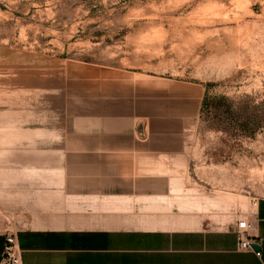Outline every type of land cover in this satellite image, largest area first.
Segmentation results:
<instances>
[{"label": "crops", "instance_id": "0c3cea01", "mask_svg": "<svg viewBox=\"0 0 264 264\" xmlns=\"http://www.w3.org/2000/svg\"><path fill=\"white\" fill-rule=\"evenodd\" d=\"M81 67L48 153L45 128L6 140L0 264L8 234L21 264H264V197L242 217L257 255L239 249L241 218L212 220L188 186L205 84Z\"/></svg>", "mask_w": 264, "mask_h": 264}, {"label": "rangeland", "instance_id": "374dc122", "mask_svg": "<svg viewBox=\"0 0 264 264\" xmlns=\"http://www.w3.org/2000/svg\"><path fill=\"white\" fill-rule=\"evenodd\" d=\"M85 64L205 84L213 105L192 152L190 192L221 221L264 197V119L249 134L220 102L264 100V0H0L3 184L6 140L45 128L48 153L52 130L69 124L65 91Z\"/></svg>", "mask_w": 264, "mask_h": 264}, {"label": "built area", "instance_id": "2783aa9c", "mask_svg": "<svg viewBox=\"0 0 264 264\" xmlns=\"http://www.w3.org/2000/svg\"><path fill=\"white\" fill-rule=\"evenodd\" d=\"M252 226L253 224L248 218H241L237 221L236 231L240 235L239 249L242 251H254L257 255H260V252L254 247L255 241L246 235ZM1 264H21V249L15 234L6 236Z\"/></svg>", "mask_w": 264, "mask_h": 264}, {"label": "trees", "instance_id": "16d2710c", "mask_svg": "<svg viewBox=\"0 0 264 264\" xmlns=\"http://www.w3.org/2000/svg\"><path fill=\"white\" fill-rule=\"evenodd\" d=\"M220 102L226 103L229 105V114L232 115L233 119L242 120V123L244 126H249V134L254 132L257 127L256 124H259L258 121L261 119H264V100L259 105H252V103H246L243 102V107L236 106L235 102L232 100H227L225 97H220ZM212 101L209 97V93L206 90L205 96L203 98L202 102V108H201V120L203 119L204 113L212 106ZM216 107V106H215ZM230 109H233L232 112ZM237 112L239 114L237 115ZM241 118V119H239Z\"/></svg>", "mask_w": 264, "mask_h": 264}, {"label": "water", "instance_id": "95a60500", "mask_svg": "<svg viewBox=\"0 0 264 264\" xmlns=\"http://www.w3.org/2000/svg\"><path fill=\"white\" fill-rule=\"evenodd\" d=\"M254 247H255V249L257 250V248H258V247H257V246H255V245H254Z\"/></svg>", "mask_w": 264, "mask_h": 264}]
</instances>
